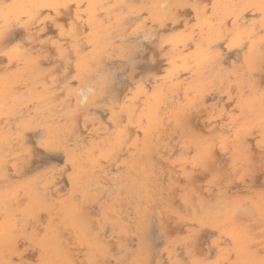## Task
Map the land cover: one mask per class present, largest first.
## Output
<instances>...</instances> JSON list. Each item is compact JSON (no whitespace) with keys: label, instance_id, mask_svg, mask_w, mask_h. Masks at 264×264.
<instances>
[{"label":"clouds","instance_id":"obj_1","mask_svg":"<svg viewBox=\"0 0 264 264\" xmlns=\"http://www.w3.org/2000/svg\"><path fill=\"white\" fill-rule=\"evenodd\" d=\"M0 264H264V0H0Z\"/></svg>","mask_w":264,"mask_h":264}]
</instances>
